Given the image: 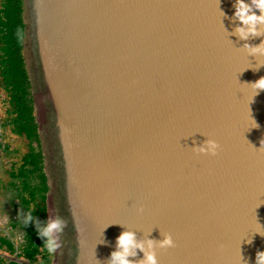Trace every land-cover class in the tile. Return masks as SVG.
<instances>
[{
    "label": "water",
    "instance_id": "obj_1",
    "mask_svg": "<svg viewBox=\"0 0 264 264\" xmlns=\"http://www.w3.org/2000/svg\"><path fill=\"white\" fill-rule=\"evenodd\" d=\"M235 3L23 0L47 220L67 225L52 264H107L126 230L172 234L159 264H257L264 55L245 45L264 35L234 34ZM207 138L217 155L193 150Z\"/></svg>",
    "mask_w": 264,
    "mask_h": 264
},
{
    "label": "trees",
    "instance_id": "obj_2",
    "mask_svg": "<svg viewBox=\"0 0 264 264\" xmlns=\"http://www.w3.org/2000/svg\"><path fill=\"white\" fill-rule=\"evenodd\" d=\"M23 14V0H1L0 89L4 95V126L15 139L9 159L11 183L8 190L16 197L15 206L20 209L19 219L13 220L11 230L21 231L23 237L19 241L15 236L0 231V253L17 256L31 264H52L54 254L44 247V240L39 237L35 224L48 221L50 187L35 116L32 85L23 53L26 28ZM28 214L32 215L34 221L29 225L25 223ZM7 263L8 260L0 256V264Z\"/></svg>",
    "mask_w": 264,
    "mask_h": 264
},
{
    "label": "clouds",
    "instance_id": "obj_3",
    "mask_svg": "<svg viewBox=\"0 0 264 264\" xmlns=\"http://www.w3.org/2000/svg\"><path fill=\"white\" fill-rule=\"evenodd\" d=\"M253 7L255 11H253ZM236 9L234 13V20L240 23L236 26L234 34L241 40L247 41L249 36L264 35L258 29L259 24H264V0H251L247 3L246 0H236L234 4ZM257 11L259 14H257ZM249 49V56L264 55V42L258 46L245 45ZM256 90H264V77L249 84ZM221 145L213 138H207L202 145H198L193 150L198 154H210L215 156L218 154ZM142 212L143 209L141 208ZM33 217L28 214L25 223L31 224ZM36 230L39 237L44 240V247L49 253H55L61 247V235L65 229L66 221L60 216H50L46 223L35 222ZM163 239L139 240L134 231L126 230L117 238L116 250L112 252L107 264H159L157 257V248L168 249L176 246L171 233H161ZM139 252L143 253V259L134 261L130 257H136ZM257 264H264V252L257 253Z\"/></svg>",
    "mask_w": 264,
    "mask_h": 264
},
{
    "label": "flooded vegetation",
    "instance_id": "obj_4",
    "mask_svg": "<svg viewBox=\"0 0 264 264\" xmlns=\"http://www.w3.org/2000/svg\"><path fill=\"white\" fill-rule=\"evenodd\" d=\"M0 2H1V0H0ZM2 101H3V99H2ZM2 114H3V116H2ZM5 116H6L5 115V110L3 109L2 106H0V195H1V193H3V191L8 190V186L11 183V179H10L11 163H10L9 159H10V156H11V154L13 152L12 151L13 148L11 147L12 143H11L10 138H9L10 135H12V134L4 126V120H5L4 118H5ZM4 177L9 178V179L8 180L4 179ZM9 196H11L8 199L9 209H10L9 213L13 214V215H11L10 224H9V226L11 228L13 220L17 221L19 219L18 212L20 211V209L15 206V204H17V201L15 200L16 197H13L14 195L11 192L9 193ZM12 232H10V231L6 232L5 231V233L16 237V235H15L16 232L15 233L14 232L12 233ZM21 234H22V232H21ZM22 237H23V234H22ZM8 256H10V255H8ZM23 261H26V260H23ZM9 263L10 262L8 260L7 264H9Z\"/></svg>",
    "mask_w": 264,
    "mask_h": 264
},
{
    "label": "rangeland",
    "instance_id": "obj_5",
    "mask_svg": "<svg viewBox=\"0 0 264 264\" xmlns=\"http://www.w3.org/2000/svg\"><path fill=\"white\" fill-rule=\"evenodd\" d=\"M4 98V95H3V93H2V91H1V89H0V106H2L3 107V101H2V99ZM2 116H3V114H2ZM10 141H11V143H12V145H11V147L14 149V144H15V139H13L12 137H11V135H10ZM11 161H12V159H11ZM3 179V178H2ZM4 179H9V178H6V177H4ZM3 179V180H4ZM11 191H9V190H6V191H3V193H1V195H0V231H10V232H12L11 231V228H10V226H9V224H10V218H11V215H13V214H10L9 213V203H8V199H9V197H11V196H9V193H10ZM14 197V196H13ZM12 197V198H13ZM13 210V209H12ZM13 213V212H12ZM14 233L16 232V238L19 240V241H21L22 240V234H21V232L20 231H13ZM12 232V233H13ZM54 254V253H53ZM55 258V254H54V257H53V259Z\"/></svg>",
    "mask_w": 264,
    "mask_h": 264
}]
</instances>
